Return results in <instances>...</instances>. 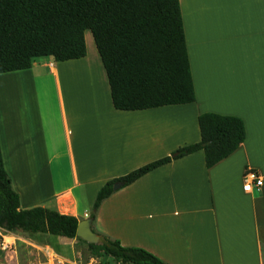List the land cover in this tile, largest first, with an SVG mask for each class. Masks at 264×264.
I'll return each mask as SVG.
<instances>
[{
	"label": "crops",
	"instance_id": "obj_1",
	"mask_svg": "<svg viewBox=\"0 0 264 264\" xmlns=\"http://www.w3.org/2000/svg\"><path fill=\"white\" fill-rule=\"evenodd\" d=\"M180 8L194 101L116 109L87 29L85 56L34 57L29 68L0 73L4 168L20 208L42 206L81 220L107 180L199 141L200 113L238 116L246 135L231 154L206 167L200 149L148 171L102 200L93 227L168 264H264V0H180ZM89 48L104 106L85 123L68 109L62 76L65 67L91 63ZM48 65L58 129L44 115L37 85ZM61 156L63 180L53 171ZM246 169L262 178L252 191L243 189Z\"/></svg>",
	"mask_w": 264,
	"mask_h": 264
},
{
	"label": "trees",
	"instance_id": "obj_2",
	"mask_svg": "<svg viewBox=\"0 0 264 264\" xmlns=\"http://www.w3.org/2000/svg\"><path fill=\"white\" fill-rule=\"evenodd\" d=\"M92 34L105 71L113 106L152 108L195 100L180 0H0V73L26 69L34 57L54 61L86 55L85 30ZM200 139L169 155L107 180L96 192L89 217L94 227L103 199L172 159L197 150L206 167L231 154L245 139L243 120L235 115L202 112ZM117 190V189H116ZM79 219L42 206L22 209L0 150V227L6 231L77 238ZM100 244L81 242L93 253L120 263L168 264L148 250L124 246L98 233Z\"/></svg>",
	"mask_w": 264,
	"mask_h": 264
},
{
	"label": "rangeland",
	"instance_id": "obj_3",
	"mask_svg": "<svg viewBox=\"0 0 264 264\" xmlns=\"http://www.w3.org/2000/svg\"><path fill=\"white\" fill-rule=\"evenodd\" d=\"M87 59H91V63L85 64L82 62L65 67L63 71L64 75L62 76V85L68 109L79 119L86 121L85 123H89L87 121L98 117L94 113L97 112L99 107L104 106V103L101 101L102 96L100 97L99 85L95 80L100 72L99 62L98 60H94L93 50L90 48ZM53 65L56 66L54 62ZM52 67L49 65L46 67L48 73L43 78L38 79L37 85L44 115L47 118L53 117L55 127L58 129V115L51 74ZM77 112L81 116H78ZM85 126L89 127L88 124H85ZM85 131V133L81 132L79 136H82V134L87 135V129ZM89 132L91 135L92 131L89 130ZM89 142H91V139H89ZM61 148H63L62 145ZM60 151L62 152V149ZM53 171L55 177H59L60 180L66 179L68 173L64 156L53 159ZM76 198L80 208L87 207L84 196L76 195ZM2 233L6 236L5 240L12 242V244L10 248L6 247L4 249L1 248L0 244V264H15L17 261H26L27 259L35 261L44 259L48 260L49 263L60 264L65 258L84 259L89 254L109 258V256L91 252L86 247V244L77 238H65L42 233H24L21 231H3ZM1 240L0 238V243ZM39 248H42L43 252L47 251L45 252L47 254L42 253ZM51 251L54 253L52 254Z\"/></svg>",
	"mask_w": 264,
	"mask_h": 264
},
{
	"label": "built area",
	"instance_id": "obj_4",
	"mask_svg": "<svg viewBox=\"0 0 264 264\" xmlns=\"http://www.w3.org/2000/svg\"><path fill=\"white\" fill-rule=\"evenodd\" d=\"M242 180H243V189L245 191H252L254 188H258L262 184V178L258 172H256L253 169H246L242 175ZM85 214L88 215L89 211H85ZM4 230L3 228L0 227V238L1 240V248L4 249L6 247L10 248L12 242L6 241L5 238L6 236L2 233ZM41 249L42 253L44 250ZM50 251V250H49ZM53 254L54 252L51 251ZM47 253H45L46 255ZM110 259V260H109ZM15 264H55V263H49L48 260H30L27 259L26 261H17ZM60 264H133L131 262L127 263H120L114 260L112 257L109 258H103L99 257L93 254H89L86 258L82 259H64Z\"/></svg>",
	"mask_w": 264,
	"mask_h": 264
},
{
	"label": "water",
	"instance_id": "obj_5",
	"mask_svg": "<svg viewBox=\"0 0 264 264\" xmlns=\"http://www.w3.org/2000/svg\"><path fill=\"white\" fill-rule=\"evenodd\" d=\"M120 186L121 184L119 182H114L112 188L116 190L120 188ZM91 223V217L79 220L76 230V237L87 243L100 244L101 237L98 233L92 230Z\"/></svg>",
	"mask_w": 264,
	"mask_h": 264
},
{
	"label": "bare ground",
	"instance_id": "obj_6",
	"mask_svg": "<svg viewBox=\"0 0 264 264\" xmlns=\"http://www.w3.org/2000/svg\"><path fill=\"white\" fill-rule=\"evenodd\" d=\"M9 240H12V239H9Z\"/></svg>",
	"mask_w": 264,
	"mask_h": 264
}]
</instances>
